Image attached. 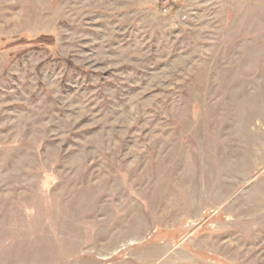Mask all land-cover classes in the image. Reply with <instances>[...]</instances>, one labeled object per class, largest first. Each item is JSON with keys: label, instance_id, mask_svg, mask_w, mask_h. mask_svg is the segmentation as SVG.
<instances>
[{"label": "rangeland", "instance_id": "1", "mask_svg": "<svg viewBox=\"0 0 264 264\" xmlns=\"http://www.w3.org/2000/svg\"><path fill=\"white\" fill-rule=\"evenodd\" d=\"M0 264H264V0H0Z\"/></svg>", "mask_w": 264, "mask_h": 264}, {"label": "built area", "instance_id": "2", "mask_svg": "<svg viewBox=\"0 0 264 264\" xmlns=\"http://www.w3.org/2000/svg\"><path fill=\"white\" fill-rule=\"evenodd\" d=\"M161 11H162L163 14L168 13V10L166 8H163Z\"/></svg>", "mask_w": 264, "mask_h": 264}]
</instances>
